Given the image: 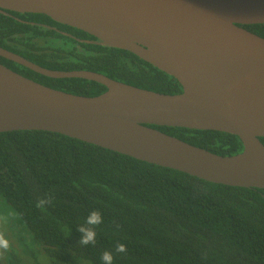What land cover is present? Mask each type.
Listing matches in <instances>:
<instances>
[{
  "label": "trees",
  "instance_id": "trees-1",
  "mask_svg": "<svg viewBox=\"0 0 264 264\" xmlns=\"http://www.w3.org/2000/svg\"><path fill=\"white\" fill-rule=\"evenodd\" d=\"M242 26L264 38V24ZM0 46L52 70L98 72L167 94L183 90L175 77L134 53L46 14L0 12ZM0 63L72 94L98 96L108 89L83 78H51L2 56ZM151 127L223 156L244 148L225 132ZM46 196L53 204L37 208ZM0 205L53 264H103L105 251L113 264H264V188L208 182L56 132L0 133ZM92 210L103 223L95 227L96 243L84 246L78 227ZM118 242L126 252H115ZM19 253L12 246L0 250V264H16Z\"/></svg>",
  "mask_w": 264,
  "mask_h": 264
},
{
  "label": "water",
  "instance_id": "water-1",
  "mask_svg": "<svg viewBox=\"0 0 264 264\" xmlns=\"http://www.w3.org/2000/svg\"><path fill=\"white\" fill-rule=\"evenodd\" d=\"M46 14L175 77L161 93L88 70H52L0 46V56L51 78L105 85L98 96L45 86L0 63V133L56 132L208 182L264 188V0H0V12ZM151 125L238 136L219 155Z\"/></svg>",
  "mask_w": 264,
  "mask_h": 264
},
{
  "label": "rangeland",
  "instance_id": "rangeland-1",
  "mask_svg": "<svg viewBox=\"0 0 264 264\" xmlns=\"http://www.w3.org/2000/svg\"><path fill=\"white\" fill-rule=\"evenodd\" d=\"M19 223L22 225L21 227H24L19 220L17 221L0 205V238L7 239L9 248L12 246L20 252L16 264H53L46 252H41V248L33 245L31 234L18 232V228H21ZM21 244L27 247L24 249L26 253H22L23 246Z\"/></svg>",
  "mask_w": 264,
  "mask_h": 264
},
{
  "label": "clouds",
  "instance_id": "clouds-1",
  "mask_svg": "<svg viewBox=\"0 0 264 264\" xmlns=\"http://www.w3.org/2000/svg\"><path fill=\"white\" fill-rule=\"evenodd\" d=\"M54 201V197L46 196L41 197L38 201H36V207L44 210L45 205H52ZM103 223V217L99 210H92L89 212L87 217L84 220V223L78 227V231L81 233L79 244L87 246L89 244L96 243V231L95 227ZM9 249V243L7 239L0 238V250L7 251ZM127 248L126 245L123 243H117L115 245V252L123 253L126 252ZM101 260L103 264H113L114 256L112 252L105 251L102 256Z\"/></svg>",
  "mask_w": 264,
  "mask_h": 264
},
{
  "label": "flooded vegetation",
  "instance_id": "flooded-vegetation-1",
  "mask_svg": "<svg viewBox=\"0 0 264 264\" xmlns=\"http://www.w3.org/2000/svg\"><path fill=\"white\" fill-rule=\"evenodd\" d=\"M100 41V40H99Z\"/></svg>",
  "mask_w": 264,
  "mask_h": 264
}]
</instances>
